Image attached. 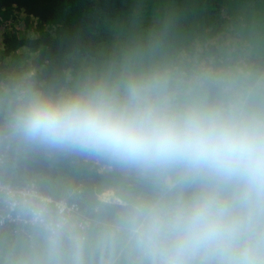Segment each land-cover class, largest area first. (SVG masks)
Returning a JSON list of instances; mask_svg holds the SVG:
<instances>
[{"label": "clouds", "instance_id": "obj_1", "mask_svg": "<svg viewBox=\"0 0 264 264\" xmlns=\"http://www.w3.org/2000/svg\"><path fill=\"white\" fill-rule=\"evenodd\" d=\"M178 57L149 34L52 92L0 88V264H264V35ZM102 162L86 205L21 161Z\"/></svg>", "mask_w": 264, "mask_h": 264}, {"label": "trees", "instance_id": "obj_2", "mask_svg": "<svg viewBox=\"0 0 264 264\" xmlns=\"http://www.w3.org/2000/svg\"><path fill=\"white\" fill-rule=\"evenodd\" d=\"M233 27L243 29L240 37ZM160 32L178 57H218L264 35V0H0V86L27 78L59 92ZM13 62H26L16 80ZM19 167L51 192L68 177L72 184L60 195L81 205L113 182L102 162L85 158L36 156Z\"/></svg>", "mask_w": 264, "mask_h": 264}, {"label": "rangeland", "instance_id": "obj_3", "mask_svg": "<svg viewBox=\"0 0 264 264\" xmlns=\"http://www.w3.org/2000/svg\"><path fill=\"white\" fill-rule=\"evenodd\" d=\"M225 1H231V0H225ZM227 13H228V9H224L222 11V15H226ZM231 30L234 31V34L236 36H238V37H240L239 34H241L242 31H243V29H239L238 30V28H235V27L231 28ZM27 54H29V53H27ZM25 63L22 62L21 65L19 66L18 62H13L12 71H11V74H10V78L12 80H16V78H19V69H20L21 73L24 74L23 67H24ZM6 85L7 84H3L2 86H0V88L6 87ZM57 182L58 183L54 185V188L53 187L51 188L53 190L52 192L54 194H57V195H60V194L64 193V191L67 190L68 187L71 186V184H72V181L68 177H66L64 179H60Z\"/></svg>", "mask_w": 264, "mask_h": 264}, {"label": "built area", "instance_id": "obj_4", "mask_svg": "<svg viewBox=\"0 0 264 264\" xmlns=\"http://www.w3.org/2000/svg\"><path fill=\"white\" fill-rule=\"evenodd\" d=\"M105 193V192H104ZM104 193H102L101 195H103ZM0 226H3V227H7L8 225L3 221L2 218H0Z\"/></svg>", "mask_w": 264, "mask_h": 264}]
</instances>
